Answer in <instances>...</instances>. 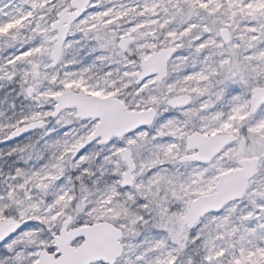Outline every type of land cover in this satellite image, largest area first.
Wrapping results in <instances>:
<instances>
[{
	"label": "snow or ice",
	"instance_id": "6c2138e0",
	"mask_svg": "<svg viewBox=\"0 0 264 264\" xmlns=\"http://www.w3.org/2000/svg\"><path fill=\"white\" fill-rule=\"evenodd\" d=\"M0 264H264V0H0Z\"/></svg>",
	"mask_w": 264,
	"mask_h": 264
}]
</instances>
